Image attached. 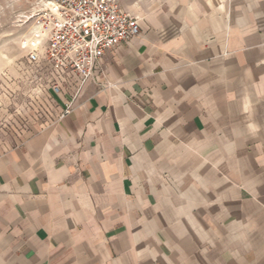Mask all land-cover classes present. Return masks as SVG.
Returning <instances> with one entry per match:
<instances>
[{"label":"crops","instance_id":"0c3cea01","mask_svg":"<svg viewBox=\"0 0 264 264\" xmlns=\"http://www.w3.org/2000/svg\"><path fill=\"white\" fill-rule=\"evenodd\" d=\"M139 34L0 147V264H264V0H120Z\"/></svg>","mask_w":264,"mask_h":264},{"label":"built area","instance_id":"2783aa9c","mask_svg":"<svg viewBox=\"0 0 264 264\" xmlns=\"http://www.w3.org/2000/svg\"><path fill=\"white\" fill-rule=\"evenodd\" d=\"M21 22H29L25 56L39 86L68 95L57 117L72 109L104 52L139 34L137 16L120 0H39Z\"/></svg>","mask_w":264,"mask_h":264},{"label":"rangeland","instance_id":"374dc122","mask_svg":"<svg viewBox=\"0 0 264 264\" xmlns=\"http://www.w3.org/2000/svg\"><path fill=\"white\" fill-rule=\"evenodd\" d=\"M38 1L0 0V147L15 144L30 125L53 114V101L36 82L23 45L31 26L21 17Z\"/></svg>","mask_w":264,"mask_h":264}]
</instances>
